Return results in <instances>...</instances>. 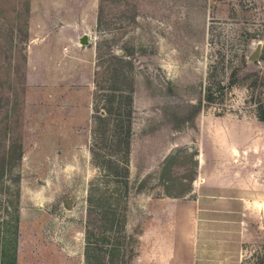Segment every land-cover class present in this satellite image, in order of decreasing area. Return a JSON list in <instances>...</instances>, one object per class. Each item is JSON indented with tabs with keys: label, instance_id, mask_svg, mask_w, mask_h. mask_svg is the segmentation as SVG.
<instances>
[{
	"label": "rangeland",
	"instance_id": "obj_1",
	"mask_svg": "<svg viewBox=\"0 0 264 264\" xmlns=\"http://www.w3.org/2000/svg\"><path fill=\"white\" fill-rule=\"evenodd\" d=\"M76 24L73 58L55 40ZM259 113L264 0H0V261L172 264L149 209L201 190L245 206L242 264H264Z\"/></svg>",
	"mask_w": 264,
	"mask_h": 264
},
{
	"label": "crops",
	"instance_id": "obj_2",
	"mask_svg": "<svg viewBox=\"0 0 264 264\" xmlns=\"http://www.w3.org/2000/svg\"><path fill=\"white\" fill-rule=\"evenodd\" d=\"M79 28L80 24L70 25L56 32L57 46L67 47L62 54L69 52L74 58L77 49L85 47L80 41ZM31 42L35 45L38 39ZM207 196L205 191L198 190L189 203L158 204L149 209L152 218L140 237L148 243L153 239L154 243L160 241L156 248L160 246L158 250L162 254H169L172 249V264H182V254L185 264L190 261L191 264H242L249 230L245 206L242 203L213 205L207 202Z\"/></svg>",
	"mask_w": 264,
	"mask_h": 264
},
{
	"label": "trees",
	"instance_id": "obj_3",
	"mask_svg": "<svg viewBox=\"0 0 264 264\" xmlns=\"http://www.w3.org/2000/svg\"><path fill=\"white\" fill-rule=\"evenodd\" d=\"M120 97H121V101H120V104H119V106L117 107L118 108V112H119V110L121 111H124L125 113H117L118 114V116L120 117V119H118L117 121H116V125H117V128H119V130H120V134L118 133L117 135H116V137H117V141H119V143H120V147H118V151H119V155H121L122 153H126L127 154V156H128V158H129V156H130V154H131V150H130V146H129V143H128V145H127V149H123V141H122V139H123V135H121V133H123V119H121V118H124V117H130L131 118V116H132V113H133V102H134V99H133V93H132V91L131 92H127V91H125V90H120V95H119ZM113 97H115L114 95H113ZM129 99V102H128V104H125V101H122V100H124V99ZM111 102H112V99H111ZM104 117V114H102L101 113V111H99V114H98V118H103ZM258 117H259V119L260 120H264V115H261L260 113L258 114ZM124 135H126L127 136V133H124ZM116 160H117V162L119 163V164H124V165H126V167L129 165L128 163H124L123 161H121L120 159H118V158H116ZM128 162H129V159H128ZM175 197H178V195L177 196H175ZM0 264H3L1 261H0Z\"/></svg>",
	"mask_w": 264,
	"mask_h": 264
},
{
	"label": "water",
	"instance_id": "obj_4",
	"mask_svg": "<svg viewBox=\"0 0 264 264\" xmlns=\"http://www.w3.org/2000/svg\"><path fill=\"white\" fill-rule=\"evenodd\" d=\"M81 43L84 45L89 41V35L87 33H85L82 37H81ZM258 55V51H256L255 56Z\"/></svg>",
	"mask_w": 264,
	"mask_h": 264
}]
</instances>
